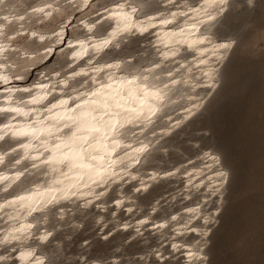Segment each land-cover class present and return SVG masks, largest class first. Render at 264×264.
Here are the masks:
<instances>
[{"label": "snow or ice", "instance_id": "obj_1", "mask_svg": "<svg viewBox=\"0 0 264 264\" xmlns=\"http://www.w3.org/2000/svg\"><path fill=\"white\" fill-rule=\"evenodd\" d=\"M93 0H31V3L21 7L17 0H0V92L3 93V102L0 103V142L9 141L7 149L0 151V164H4L6 156H13L19 149H23V155L19 159H13L14 165H19L23 160L29 158L30 152L35 149L37 156L31 157L33 161L40 160L41 164L51 166L53 171H60V175L66 179L70 174L75 180L88 188L87 195L99 199L105 194L104 191L94 192L88 181L99 186L115 183L117 180H123L121 173H128V169L141 163V157L147 158V153L152 148L151 141L139 142V147L132 149L135 155H130L127 149L132 148L131 144H124L123 138L129 125H138L141 131H145L155 121L154 117L162 110L161 105L166 96V90H170V84L181 83L175 79L176 72L171 69L163 70L162 61L154 62L150 68L143 69L139 74L132 73L130 78L126 77L119 81V87H114L113 83H99L98 86L89 92L77 95L76 97L61 98L55 102L49 103L41 110L37 105H41L48 100L51 94L50 86L38 84L33 88H19L13 86V81L23 80L28 74L29 67L42 60L44 56L54 51V49L44 42L50 37L38 30V26H43L56 16L66 19L65 13L67 7H74L77 10L89 8ZM169 4H174L175 0H168ZM264 0H202L196 6H187V11L171 13V19L161 17L159 23L168 25L176 20L177 16L185 18L186 28H180L178 32L165 33L166 37L172 40L175 47H170L168 52H162L161 55L167 58L169 55L175 57L178 54L177 48L180 44H187L189 47L211 43L208 36L201 32L204 26H212L221 22L227 23L229 14L233 9H239V13L255 12ZM103 7V6H102ZM143 9L131 2V0H116L112 8L103 7V13L97 11L96 15L100 17L96 21L82 20L81 25L91 34L85 39H76V45L79 51H73V56L87 55L89 47L95 52H101L105 49L120 46L121 37L127 36L133 32L144 33L150 28L156 27L157 17L146 15L143 21H138L136 14ZM70 15V13H68ZM191 23L188 24V20ZM113 21L114 27L111 31L105 30L104 33L97 35L99 28L103 27L104 22ZM199 33L196 38L193 34ZM65 34L63 21L59 32L53 31L51 36L63 43L62 37ZM235 39H226L223 42L213 45V55H219L222 59L223 54L236 44ZM71 47V46H70ZM42 49V51H41ZM206 51V49H202ZM204 63L205 61H201ZM121 63L115 65L109 64L106 67H121ZM158 69H162L164 74L170 78L169 83H163L162 87L154 86L149 83V76ZM96 72L102 69H95ZM148 73L145 75L144 73ZM59 76V72H55ZM80 75H86L85 70L73 72L72 79ZM209 79L212 75L207 74ZM160 79L159 76L156 77ZM112 77H109V81ZM65 86L68 80L62 81ZM213 87L215 80L213 79ZM199 107V105H196ZM189 116L194 115L192 109H185ZM170 119V117H169ZM180 121L176 122L178 127ZM170 131V129H169ZM133 136L135 132L132 133ZM155 135V133H153ZM23 138L26 142H20ZM10 141H17L18 148L11 146ZM39 141L38 144H34ZM158 143V141H157ZM118 149H124L123 155H117ZM44 153H48L45 157ZM43 157V159H41ZM214 165H221L214 175L216 182L212 187V192H219L228 182L229 173L224 170V166L219 157L211 156ZM36 163L32 167H38ZM120 171H117V169ZM176 171H179L177 169ZM24 172L17 171L11 178L13 181L19 180L24 176ZM130 175V173H128ZM174 172L165 173L167 176L174 175ZM189 182H191V173ZM136 179V177H132ZM7 175L0 174V181H7ZM60 183V181H57ZM11 186V185H9ZM77 184L71 183L64 189L51 188L49 193L61 194L63 199H68L70 195L75 196L74 189ZM147 185L142 188H136L135 191H147ZM18 195L11 200L0 203V211L6 206L13 208L15 215L8 214L9 221L21 219L22 213L17 209H23L27 217L33 216L35 212H44L45 209L38 206L33 196ZM115 204L122 205L123 201L116 199ZM46 205L59 203L56 195L52 194L43 202ZM90 201H86L85 207ZM51 210V209H49ZM129 212L132 208L127 209ZM58 221L64 220L63 209H57ZM189 211H195L189 209ZM199 219L200 217H196ZM26 219V217H25ZM172 221H177L176 216H171ZM213 217L209 215L204 218L205 225L209 224ZM140 224H146L148 221L141 220ZM50 221L47 215L41 219H33V222H20L5 230L0 235V247L5 252L9 251L7 246H11L10 251H17L16 245L23 244L24 241L35 240L37 245L44 248V252H39L31 245H26L25 250L19 251V261L21 264H57V257L65 252V248H57L52 244L53 240L62 243L60 234L55 230V225L49 227ZM43 231L40 232V228ZM83 229V224L76 225ZM128 225H124L127 228ZM156 228H167L168 223L154 225ZM185 232H196V228L190 226V223L182 225ZM208 235V230L200 232V245L193 251L188 247L187 258L194 261L195 264H209V260L204 249L208 247V241L204 239ZM71 239V237H68ZM108 235L100 236L97 243L106 242ZM85 246H90L91 241L87 238L83 240ZM174 251H179L182 246L179 243L170 245ZM153 260H148L145 264H167L164 253L154 251ZM81 259L87 264L88 257L82 256ZM0 264H10V255L0 254ZM61 264H64L62 261ZM80 264V259L76 261ZM92 264H105L102 258H93ZM136 264H141L137 261Z\"/></svg>", "mask_w": 264, "mask_h": 264}, {"label": "bare ground", "instance_id": "obj_2", "mask_svg": "<svg viewBox=\"0 0 264 264\" xmlns=\"http://www.w3.org/2000/svg\"><path fill=\"white\" fill-rule=\"evenodd\" d=\"M77 2H79V0H77ZM115 2L116 0H107L98 5L97 2L93 1L89 8H85L83 10H77L74 7H67V12L65 13L66 19L61 16H56L51 21L46 22L43 26H38L39 31L50 37V39L44 43L50 45L54 51L44 56L42 60L38 58L37 62L29 67L28 74L23 80H15L12 83L14 87H27L33 88L34 90L35 86L38 84L50 86L49 90L51 94L48 96V100L44 101L41 105H37L38 108L43 110L49 101L55 102L61 98L76 97L77 95L89 92L98 86V82H111L114 87H119L118 82L124 80L126 77L130 78L132 73L135 72L139 74L143 69L150 68L154 62L162 61V69L174 70L176 72L175 79L180 80L181 83L171 85L170 78L164 74L162 69H158L150 74V84L162 87L163 83H169L170 90H166V96L161 105L162 110L156 117L153 118L155 122L151 126H148L145 131H141V128L138 125L128 126L131 131L126 132L125 137L123 138V143L131 144L132 148L127 149V151L130 155H135L132 149L139 147L140 141H151L154 146L161 137L168 135L171 131L177 128V121H180V126L193 116H189L188 113L185 112V109H192L195 114L203 106L206 99L217 87L219 83L220 69L231 50L229 49L225 52L223 54V58L221 59L219 55H213L212 47L213 45L223 42L226 39H233V37L218 33L216 30L217 24L210 27L204 26L201 28V32L208 36L211 43H205L203 45H196L193 47H189L187 44H180L177 48L178 54L175 57L169 55L165 58L161 55V53L168 52L170 47H175L172 40L165 36V33L178 32L180 28H186L187 24L185 22V18L181 16H177L176 20L168 25H161L158 22L159 19L161 17L171 19V13L187 11V6H196L198 2H202V0H175L174 4H169L168 0H162V6H158L156 8L150 6L145 0H131V2L143 9L136 14L137 20L143 21L146 15L155 16L157 17V21L155 22L156 27L150 28L144 33L137 31L121 37L119 43L121 46L125 40L130 38L131 35L140 36V38H143V42L152 49L151 56L148 60L132 65L134 61L133 54L124 55L116 53L120 46L108 48L101 52H95L91 47H89L87 55L73 56V51H79V46L76 45V39H85L91 35L83 28L81 21L87 20L92 22L100 19V17L96 15V12L99 11L102 15H104L105 13H103V7L112 8ZM120 2H124V0H120ZM17 3L23 7L26 4L31 3V0H17ZM68 13H70V15ZM77 13H79V15L74 19V16ZM62 21L65 28V34L62 37V40L64 41V39H66V41H64L65 45L57 41L56 37L51 36L53 31L59 32ZM187 23L190 24L191 20L189 19ZM112 27H114L113 21L109 20L104 22L103 27L98 29L97 35L104 33L105 30L111 31ZM198 35L199 33L193 34L192 38H196ZM202 49H206V51H202ZM53 57L58 60H63V65H58L57 62H60L58 60H55L53 63L50 62L51 65H46L45 63ZM201 61L205 62L202 63ZM117 63H121L122 66L119 68L106 67V65H115ZM43 64H45V66L36 70L38 66ZM97 68L102 69V71L96 72L95 69ZM81 69L85 70L86 75H80L75 77V79H72V73L80 72ZM34 70L36 71V74H34L35 76L32 79L28 78L30 73ZM55 72H59V76L55 75ZM209 73L215 80L214 87L212 86L213 79H209V76L207 75ZM144 74L148 75L146 72ZM110 76L112 77L111 81H109ZM157 76L160 77L159 80L156 79ZM65 79L68 80L67 86L62 83ZM2 102L3 93L0 92V103ZM179 102L182 103L180 106L178 105ZM196 105H199V107H196ZM162 122L164 125H161ZM133 132H135L134 136L132 134ZM153 133H155V135H153ZM20 142L26 141L21 138ZM10 143L11 146L18 148L17 141H10ZM38 143L39 141L34 142V144ZM8 146L9 141L6 140L0 142V151L7 149ZM150 151L147 153V156ZM23 152V149L18 148L17 152L13 154V156H6L4 164H0V174L7 175L9 177V180L7 181H0V203H4L6 200H11L18 195L33 193L35 194L33 199H35L37 205L44 208L45 211H38L33 213V216L27 217L26 212L23 209H19V206H17V209L22 213L21 219L17 221H9L7 215H15L16 213L13 208L6 206L2 211H0V235L13 225L18 226L20 222H33L34 218L39 220L44 215H47L50 218L51 212H54L55 216L58 217L59 212L57 209L60 208L63 209L64 217L66 215L71 216L75 206H78L81 210L91 207L99 209L100 213L96 215V222L100 223L101 221H104L105 218L102 214V211H104L107 207V201L105 198L108 192L113 188H115V196L109 200L113 206V211L110 214L111 217H114L121 208L124 209L125 212L129 213L127 209L133 208L135 204L133 194H136V188H142L144 185L149 186L158 178L167 176L165 173L174 172L175 174L171 176H175L181 180V184L176 191L182 195L183 200L187 203L171 211L166 216L151 218L152 212H150L149 214H145L137 218L122 221L118 223V226L124 227V225L130 224L133 229V234L140 232L145 226H147L150 230L159 234L158 244L152 247L147 254L145 253L147 258L154 251H161L164 253L165 259L170 255L173 257L180 256V264H195L194 261H190L187 258L188 247L194 251L201 243L200 232L207 229L209 234V231H211L210 225H205L204 218L211 215L213 220L210 223H213L224 192L223 188L225 185L219 192L213 193L211 190L216 182L214 173L221 168V165H214L211 159V156H220L216 151L205 148L196 156L190 157L184 162L178 163L170 168H162V170L157 168L144 169L142 164L145 161V158L141 157V163L133 165L128 169V173H130V175L128 173H121L124 176L122 181L117 180L115 183L110 182L106 186L103 184L97 186L92 184L91 181H88V184L94 192H105V194L99 199H95L94 197L87 195L88 188L79 181L75 180V177L72 176V174H70L69 179H66L64 176L60 175L59 170L53 171L51 166L41 164L40 160L33 161L31 157L38 155L35 149L30 152L28 159L23 160L19 165H14L13 159H19L23 155ZM123 152L124 149H118L117 155L122 156ZM47 155L48 153H44L45 157ZM41 159H43V157H41ZM33 163H36L39 166L34 168L32 167ZM177 169H179V171H176ZM224 170L228 171L225 166ZM17 171L24 172L25 174L19 180L13 181L11 178ZM117 171H120V169L118 168ZM189 173H191V182H189ZM133 176L136 177V179H132ZM57 181H60V183H57ZM71 183L77 184V187L74 189L76 195H70L68 199H63L59 192L49 193L48 191V189L51 188L64 189ZM131 183V189L129 191H124L123 189L125 186ZM197 192H200L199 196L197 195V198L191 199L192 195ZM52 194L56 195L59 203L54 205L44 204L43 202ZM174 197L175 196H173L172 199ZM213 197L216 198V204L211 209H208L209 201ZM116 199L122 200V205L115 204L114 201ZM86 201H90L87 207L84 206ZM156 207L157 202H154L151 209L154 210ZM189 209H194L195 211H189ZM171 216H176L177 221H172L170 219ZM196 217L200 218L197 219ZM70 218L73 222H78L72 216ZM145 219L148 223H139V221ZM162 222H167L168 227H154V225L161 224ZM185 223H190V226L196 228L198 231L185 232L183 235H180L183 231L182 225ZM39 231L42 232L43 228L41 227ZM207 237L208 235L204 239L207 240ZM172 243H179L180 245L187 247H181L179 251H174L170 247ZM26 245H31L39 252H44L45 255H47V252L42 249V246L37 245L35 240H26L23 244L16 245L17 251L15 252L10 251L11 246H7L9 248L8 252H5L4 248L0 247V254L10 255V259L14 261V264H21L19 261V251L25 250ZM163 246H167L166 251L162 249ZM167 264L172 263L167 262Z\"/></svg>", "mask_w": 264, "mask_h": 264}, {"label": "rangeland", "instance_id": "obj_3", "mask_svg": "<svg viewBox=\"0 0 264 264\" xmlns=\"http://www.w3.org/2000/svg\"><path fill=\"white\" fill-rule=\"evenodd\" d=\"M93 1L99 5L107 0ZM145 1L153 8L162 6V0ZM216 30L237 42L220 69L217 87L193 116L158 140L142 167L162 170L196 156L205 148L216 151L229 178L215 219L209 223L211 231L205 249L209 264H264V5L255 12L239 13L238 8L233 9L228 22L217 24ZM151 52L140 37L129 38L116 51L133 54L132 65L148 60ZM55 60L58 59L53 57L45 64L51 65ZM58 61V65H63V60ZM34 74L35 70L28 78L32 79ZM180 184L181 180L175 176L158 178L147 191L133 194V211L127 213L121 208L111 217L113 206L109 200L115 196L113 188L105 198L107 207L102 211L105 218L100 223L96 222L100 210L93 207L81 210L75 206L71 216L76 223L70 215L58 221L51 212L49 227L55 225L62 243L53 240L48 247L65 248L57 257V264L62 261L76 264L78 259L80 264H85L82 256L88 257L87 264L93 258H102L105 264L154 261L152 254L148 258L146 254L158 244L159 234L147 226L133 234L130 224L124 228L118 223L150 212L151 218L166 216L181 207L187 202L176 191ZM131 187L132 183L123 190L129 191ZM215 199H210L208 209L215 206ZM154 202L157 207L153 210ZM79 224L85 227H76ZM102 235H108V240L97 243ZM85 238L91 241L90 246L84 245ZM162 249L166 251L167 246ZM166 261L180 264L181 257L170 255ZM10 264H14L12 259Z\"/></svg>", "mask_w": 264, "mask_h": 264}, {"label": "water", "instance_id": "obj_4", "mask_svg": "<svg viewBox=\"0 0 264 264\" xmlns=\"http://www.w3.org/2000/svg\"><path fill=\"white\" fill-rule=\"evenodd\" d=\"M134 37L139 38L140 36H136V35H131V36H130V38H134ZM127 40H128V39H127ZM127 40H125L124 42H126ZM64 41H66V39H64ZM62 44L65 45V42H63Z\"/></svg>", "mask_w": 264, "mask_h": 264}]
</instances>
